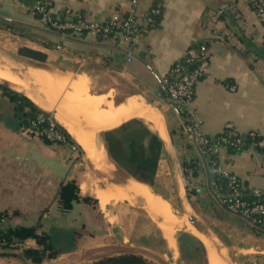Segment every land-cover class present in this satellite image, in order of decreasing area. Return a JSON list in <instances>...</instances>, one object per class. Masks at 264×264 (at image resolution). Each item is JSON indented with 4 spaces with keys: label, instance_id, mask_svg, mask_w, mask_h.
Here are the masks:
<instances>
[{
    "label": "crops",
    "instance_id": "crops-1",
    "mask_svg": "<svg viewBox=\"0 0 264 264\" xmlns=\"http://www.w3.org/2000/svg\"><path fill=\"white\" fill-rule=\"evenodd\" d=\"M153 1L141 0L139 13L145 15ZM157 1L163 4L159 25L145 32L133 58L127 60L121 47L99 42L91 34L75 39L48 30L33 12L36 0H0V20L32 31L29 37L17 28H0V64L7 65L16 77L15 82L0 79V83L24 94L41 110L48 113L56 110L54 119L69 134L90 167L80 170L73 154L23 129L22 113L0 90V218L24 225L39 222V231L69 230L77 223L67 216L74 203L94 205L80 199L73 201L69 209L62 208L60 191L73 182L78 196L90 197L105 215L114 202L142 198L163 230V240L170 243L166 233L170 220L163 211H154L151 201L135 187L137 183L150 189L173 214L183 215L188 222L187 216L193 215L204 226L207 236L189 222L196 229L189 234L201 242L208 264L210 258L215 264H227L218 255L212 237L231 261V253L235 251L245 263L264 264V227L228 211L214 196L208 158L202 148L188 141L183 120L164 86L170 67L182 59L187 48L208 42L210 65L196 85L193 100L202 131L214 135L230 125L235 133L256 131L264 137V57L253 49L247 50L239 38L243 35L254 48L264 50V23L251 0ZM50 2L54 13L68 8L101 22L131 8L130 0ZM36 31L50 35L52 41L64 42L59 43L60 47H48L43 38L34 34ZM4 53L12 55L18 65L8 61ZM83 99L99 100L103 108L86 110ZM141 103L142 109L138 110L148 107L150 115L125 116L127 107ZM104 116L109 120H104ZM133 118L142 120L161 138L163 151L155 185L164 175H173L182 210L175 209L166 199L165 188L153 191L154 186L135 179L109 157L102 133ZM78 135L86 136L90 146L86 148ZM218 159L223 171L239 178L246 190L264 193L263 152L249 145L237 151L221 148ZM174 232L171 236L178 247ZM80 237L88 242L100 239L91 234ZM132 237L130 231L120 235L117 243H96L90 250L100 252L98 258L123 253L144 256L132 249ZM26 242L35 244L32 239Z\"/></svg>",
    "mask_w": 264,
    "mask_h": 264
},
{
    "label": "built area",
    "instance_id": "built-area-1",
    "mask_svg": "<svg viewBox=\"0 0 264 264\" xmlns=\"http://www.w3.org/2000/svg\"><path fill=\"white\" fill-rule=\"evenodd\" d=\"M141 0H130L131 8L125 14H114L106 21H94L85 17L82 12L64 9L62 16H57L51 11L50 0H36L32 9L40 15L41 20L47 24V29L62 35H68L82 39L83 34H91L97 41L109 45L121 47L127 60L134 56L135 49L141 44L147 30L154 27L157 15L162 14L163 4L156 2L151 5L145 15L138 11V3ZM256 13L264 23V3L251 0ZM60 47V45H58ZM184 60L173 64L164 80V86L169 100L177 109L183 120V131L188 141L203 149L207 156L211 170L210 186L214 196L218 197L230 212L239 214L253 223L264 227V203L250 202L243 197L240 189V180L233 174L223 171L219 164L218 154L221 148L228 146L238 148L245 144L241 136L233 135L231 126L229 132L207 135L201 129V118L193 106L195 89L198 81L205 76L210 65V47L206 41L190 45ZM44 111V110H43ZM46 122L44 127L41 123ZM32 128L37 134L44 135L51 143L61 146L66 150L75 148L70 144L69 138L54 119L52 113L44 111L40 113ZM41 128V130H39ZM250 137L249 146L264 153V137L256 131L246 133ZM227 176V194H223V186L218 176ZM260 193V192H258ZM223 194V196H222ZM9 228L5 218H0V230L5 232ZM12 245L0 236V250Z\"/></svg>",
    "mask_w": 264,
    "mask_h": 264
},
{
    "label": "trees",
    "instance_id": "trees-1",
    "mask_svg": "<svg viewBox=\"0 0 264 264\" xmlns=\"http://www.w3.org/2000/svg\"><path fill=\"white\" fill-rule=\"evenodd\" d=\"M159 2L157 0L153 1V4ZM152 4V5H153ZM36 17L40 18V15L35 12ZM64 10L61 13H54L57 16H62ZM163 14V12H162ZM162 14L155 17L156 22L155 28L159 25ZM42 21V20H41ZM43 22V21H42ZM44 26L47 28V24L43 22ZM0 28L20 30L21 34L31 36V29L16 25L7 20H0ZM52 31V30H51ZM34 34H38L43 38L44 42L48 47L58 46L64 42V40L56 42L51 40V36L42 32L36 31ZM71 35V34H68ZM87 34H83L84 38ZM239 38L245 42L247 50H255L259 56L264 57L263 48H254L252 44L247 41L243 35H239ZM60 43V44H59ZM40 56V55H39ZM184 57L179 61H183ZM0 90L6 96H8L16 105V108L22 113V127L27 130L30 134H37L32 128V122L37 120L40 113L44 111L41 110L37 105L34 104L27 96L21 94L3 83H0ZM46 122L41 123V127H44ZM41 130V128H39ZM64 130V129H63ZM227 131V132H226ZM69 138L70 144H75L70 138L69 134L64 130ZM228 133V130H224L221 133ZM233 135L241 136L245 144L238 147L232 148L230 146L226 147L229 150L237 151L248 147L250 137L247 134H238L233 131L229 132ZM220 134V133H218ZM39 135V137L46 143H51L44 135ZM102 138L104 140L109 157L124 171L135 179L147 183L150 186H155V179L158 169L159 160L163 151V142L161 138L149 128L142 120L138 118L130 119L120 126L113 128L111 130H106L102 133ZM76 145V144H75ZM77 146V145H76ZM78 147V146H77ZM192 162L188 166H191ZM219 182L223 186V194H227L228 182L224 181L222 176H218ZM240 189L243 193V197L250 202H263L264 203V193H252L246 190L241 181ZM77 186L70 182L60 191V199L63 202L62 208L69 209L73 201L82 200L86 203L94 202L88 196L79 197L76 193ZM239 215V214H238ZM241 216V215H239ZM243 217V216H242ZM39 222L32 225L16 224L9 226V228L4 232L0 230V236L5 238L8 243L12 245L4 248V252L0 255H6L8 249L14 247H19L23 245L27 240H34L36 246L26 247L22 249V253L19 254L21 258L28 259L34 264L42 263L46 258H55L61 253L63 247L66 246L72 239L71 229L58 230V228L51 229L49 231H39ZM74 240V239H73ZM177 242L180 253L183 257L188 259H194L196 255H200L204 259V248L201 242L190 235L187 232H179L177 235ZM25 264H28L25 263ZM91 264H159L152 260L145 258L139 254L133 253H123L118 255H111L98 258L94 260Z\"/></svg>",
    "mask_w": 264,
    "mask_h": 264
},
{
    "label": "rangeland",
    "instance_id": "rangeland-1",
    "mask_svg": "<svg viewBox=\"0 0 264 264\" xmlns=\"http://www.w3.org/2000/svg\"><path fill=\"white\" fill-rule=\"evenodd\" d=\"M2 67L9 69L7 65L0 64V68ZM65 151L68 154H73V161L81 167L80 170H90L89 165L83 159L82 153L77 146L70 151L66 149ZM173 181L174 176L168 173L151 189L153 191H158L162 190V187L165 188L164 196L166 199L170 201L175 209L182 210L178 191L175 188L176 184ZM90 205L93 208L74 203L73 207L67 213L68 217L75 219L77 222L71 227V230H73L71 233L72 239L66 246H61L63 248L58 256L55 258H46L40 264H91L96 260L95 257L100 255V252H95L94 249L90 250L95 247L94 244L106 245L117 243V239L120 235L128 234L130 231L133 233L132 239L134 240L132 242V249L134 251L143 252L145 257L159 264H208L200 255H196L194 259L183 257L175 242L173 247L171 243L164 241L162 237L163 230L161 227H158L153 215L147 209L145 201L140 197L136 196L134 200L129 202H114L109 208L110 210L107 209L105 211L107 213L106 215L97 209L95 202H91ZM8 224L14 226L18 223L12 220L11 223ZM187 228L189 231L186 228L176 229L174 238L177 236V233L181 231L187 233L194 231L192 224H189ZM78 229L80 232L77 231ZM81 234H91L93 237L98 236L100 239L88 242L81 239ZM212 239L216 243L218 255L224 259L227 264H248V262L245 263V259L235 251L231 253V261L226 254L227 252L220 248L215 238L212 237ZM31 246H36V244L32 245L31 242H25L23 245H19V247L8 249L6 255H0V264H25L27 262L28 264H34L28 259L21 258L19 255L23 252L22 249ZM130 246L129 248H131ZM1 252H4V249L0 250V253Z\"/></svg>",
    "mask_w": 264,
    "mask_h": 264
},
{
    "label": "bare ground",
    "instance_id": "bare-ground-1",
    "mask_svg": "<svg viewBox=\"0 0 264 264\" xmlns=\"http://www.w3.org/2000/svg\"><path fill=\"white\" fill-rule=\"evenodd\" d=\"M0 79H8V80H12L13 82L16 81V77L14 74H12L10 72L9 69H6L5 67L0 68ZM84 93V92H83ZM82 105L86 110L92 111L93 109H98L101 110V107L103 108V104L100 103L99 100H95V101H90L83 99L82 101ZM143 105V103L139 104V105H134L132 107H127L125 109V116L130 115V113H136V114H140V115H144V116H148L150 115V111L146 110L148 107L143 108L145 110H138L141 106ZM54 109V107H53ZM142 109V107H141ZM104 120H109L107 119L105 116L103 117ZM69 128L70 125H68ZM80 138V141L82 142V144L87 148L90 146V141L86 136H80L78 135ZM135 187L138 188V190L145 196L147 197L151 203L153 204V209L155 212H164L165 213V217H167L170 220L169 223V229H167L166 233L169 235L170 238V243L174 244V240L172 239V234L174 232V230L176 228H183V227H188L189 222L185 219V217L183 215H175L173 214L172 209H170L166 203H164L159 197H157L150 189H147V187L143 186V185H138L137 183L135 184ZM186 211L187 208H184ZM194 230L195 227H194ZM174 247V246H173ZM211 264H215L213 258H210Z\"/></svg>",
    "mask_w": 264,
    "mask_h": 264
},
{
    "label": "water",
    "instance_id": "water-1",
    "mask_svg": "<svg viewBox=\"0 0 264 264\" xmlns=\"http://www.w3.org/2000/svg\"><path fill=\"white\" fill-rule=\"evenodd\" d=\"M5 19H8V18H5ZM8 20H11V19H8ZM11 21H13V20H11ZM67 38H69V37H67ZM75 39H80V37L78 36ZM3 56L6 59H8V61H10L12 64L18 65V62L13 58L12 55H9L7 53H4ZM50 113L56 114V110L50 111ZM222 178L224 180H227V176H222ZM187 218H188L189 222L192 223L199 231H201L202 233H204L206 236L209 235L208 232H207V230L204 228V226L193 215H188Z\"/></svg>",
    "mask_w": 264,
    "mask_h": 264
}]
</instances>
